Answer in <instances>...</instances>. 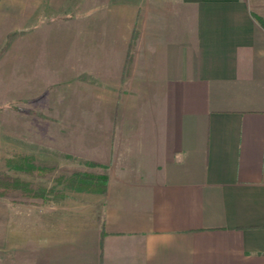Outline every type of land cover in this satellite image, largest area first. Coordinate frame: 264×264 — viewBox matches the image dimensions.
Returning <instances> with one entry per match:
<instances>
[{
	"label": "crops",
	"instance_id": "obj_1",
	"mask_svg": "<svg viewBox=\"0 0 264 264\" xmlns=\"http://www.w3.org/2000/svg\"><path fill=\"white\" fill-rule=\"evenodd\" d=\"M155 2L141 17L138 0L94 6L65 66L36 45L20 100L65 79L110 175L104 191L5 202L1 264H264V0ZM16 177L4 198H22Z\"/></svg>",
	"mask_w": 264,
	"mask_h": 264
},
{
	"label": "rangeland",
	"instance_id": "obj_2",
	"mask_svg": "<svg viewBox=\"0 0 264 264\" xmlns=\"http://www.w3.org/2000/svg\"><path fill=\"white\" fill-rule=\"evenodd\" d=\"M134 1L0 0V173H3L0 185V264L5 202H17L25 207L34 202L28 199L31 195L27 193L41 191L44 199L38 201L45 204L44 196L51 189L64 195L63 192L71 190L100 188L110 175V169L94 159L97 152L83 142L92 138L85 135H89V127L98 125V120L89 119L92 116L89 112L84 116V110H89L85 105L67 103L65 79H60L56 88L48 89L53 91L51 97H41L36 104L33 98H28L26 103L20 100L18 86L34 63L36 45L41 53L42 39L53 42L52 51L56 55L51 58L55 64L65 66L69 58L65 37L69 33L81 35L83 17L94 6L106 15H120L119 7L122 5L121 11L125 12V5L130 6ZM155 1L138 0L140 17L148 13L155 15L158 10ZM49 99H52L51 103ZM7 154L12 155L11 166L4 161ZM19 159H29V162L19 165ZM14 176L27 179L23 180L22 198L16 201L8 195L7 199L4 198L8 183L16 182L12 179L18 180ZM15 184V187L19 186Z\"/></svg>",
	"mask_w": 264,
	"mask_h": 264
},
{
	"label": "trees",
	"instance_id": "obj_3",
	"mask_svg": "<svg viewBox=\"0 0 264 264\" xmlns=\"http://www.w3.org/2000/svg\"><path fill=\"white\" fill-rule=\"evenodd\" d=\"M257 20L259 21V23H260V25L264 28V19L263 18H261V17H257ZM2 176H3V173H0V185H1V179H2ZM97 184V183H96ZM102 185H104L105 184V182H102L101 183ZM106 186V184L104 185V187ZM96 190H98V191H104L105 189L104 188H95ZM94 189V190H95Z\"/></svg>",
	"mask_w": 264,
	"mask_h": 264
}]
</instances>
